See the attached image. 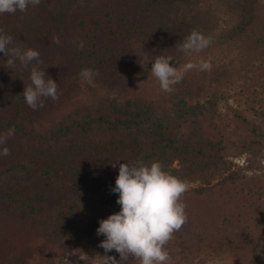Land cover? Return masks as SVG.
I'll return each instance as SVG.
<instances>
[{
    "label": "trees",
    "instance_id": "obj_1",
    "mask_svg": "<svg viewBox=\"0 0 264 264\" xmlns=\"http://www.w3.org/2000/svg\"><path fill=\"white\" fill-rule=\"evenodd\" d=\"M220 4L224 20L208 0H41L0 15L14 46L39 52L33 64L58 84L59 97L28 107L30 69L18 61L4 68L0 53V135L15 129L3 146L10 155L0 156V264H54L76 251H97L102 264L105 255L119 260L99 247L96 230L120 211L111 192L119 164L139 160L196 184L181 199L188 220L165 246L171 258L262 263L261 192L239 186L226 151L236 143L237 154H256L264 134L237 111L228 117L232 133L220 128L215 89L264 55V6ZM193 30L212 38L204 51L233 46L242 65L210 61L211 71L191 70L165 92L148 74L152 63L170 56L171 66H183L190 56L177 48ZM84 68L98 73L93 85L78 75Z\"/></svg>",
    "mask_w": 264,
    "mask_h": 264
},
{
    "label": "clouds",
    "instance_id": "obj_2",
    "mask_svg": "<svg viewBox=\"0 0 264 264\" xmlns=\"http://www.w3.org/2000/svg\"><path fill=\"white\" fill-rule=\"evenodd\" d=\"M40 3L41 0H0V15L26 12L30 5L35 7ZM13 41V36L0 28V53L7 58L2 62L3 67L13 69L18 61L22 69H30L31 83L22 93L24 102L37 110L44 106V98L57 100L58 84L33 64V61L41 62L39 52L14 46ZM52 42L60 44L59 37L54 36ZM211 43V37L193 30L177 50L191 56L207 49ZM83 46V41H80L78 47L82 49ZM171 60L173 58L170 56H158L150 70L165 92H171L173 86L180 83L191 70H212L211 62L206 60L189 61L181 67L171 66ZM78 75L88 85H93L98 73L84 68ZM14 134L15 129L11 128L0 135V156L10 155V150L3 146ZM188 189V181L165 171L159 161H153L150 165L142 160L132 164L120 163L115 186L111 188L112 193L118 194L116 203L120 205V211L101 219L96 230L97 236H104L99 247L105 254L114 250L119 254V260L115 256L105 255L103 264H129L130 257L133 264H169L171 256L165 246L188 220L186 206L181 202ZM85 258L89 259L87 256L80 257L82 260Z\"/></svg>",
    "mask_w": 264,
    "mask_h": 264
},
{
    "label": "rangeland",
    "instance_id": "obj_3",
    "mask_svg": "<svg viewBox=\"0 0 264 264\" xmlns=\"http://www.w3.org/2000/svg\"><path fill=\"white\" fill-rule=\"evenodd\" d=\"M261 4L264 6V0H261ZM208 5L212 9H217L218 12L222 10L220 0H208ZM260 12L264 15V7ZM217 15L222 20L226 19L222 11ZM200 60L227 64L233 70H238L242 65L239 62L237 50L233 46L229 48L223 46L219 50L217 48L203 50L200 53L191 55L187 62H198ZM148 74L151 75L150 71ZM240 74L242 77L230 74V78L225 81L221 80L220 85L215 89L222 97L217 105L218 112L221 115L220 128L224 129L227 134L232 133V123L228 117L230 111H237L241 112L249 122L253 123L264 134V55L254 56L246 68L240 71ZM153 78L157 81L154 76ZM260 142L261 149L256 154L251 152L237 154L236 143L227 149L226 154L227 160L233 164L232 169L242 175L239 186L245 190H259L261 192V203L264 205V136L260 139ZM195 186V183L189 184V188ZM254 248L256 247L254 246ZM84 256L89 259L85 258L86 261L80 259ZM84 256L76 251L69 254L67 260H61L60 262L54 260V264H102V258L97 254V251L89 252ZM173 256L169 264H197V257L191 258L189 255L180 257L177 252H174ZM130 259L132 260L131 257ZM132 263L133 261H131ZM31 264L36 263L33 261ZM205 264H231V261L225 256L214 261H207ZM261 264H264V256Z\"/></svg>",
    "mask_w": 264,
    "mask_h": 264
}]
</instances>
